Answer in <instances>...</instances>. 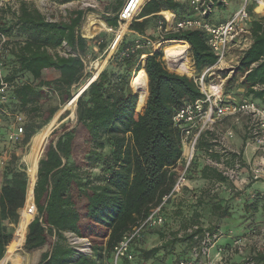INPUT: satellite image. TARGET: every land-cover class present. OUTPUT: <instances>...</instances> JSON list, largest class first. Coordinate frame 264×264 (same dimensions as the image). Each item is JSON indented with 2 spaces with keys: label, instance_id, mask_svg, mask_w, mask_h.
<instances>
[{
  "label": "trees",
  "instance_id": "trees-1",
  "mask_svg": "<svg viewBox=\"0 0 264 264\" xmlns=\"http://www.w3.org/2000/svg\"><path fill=\"white\" fill-rule=\"evenodd\" d=\"M206 1L215 7L226 5L224 0ZM261 4L263 9L264 0ZM18 7L13 10L6 5L0 10V86L2 81L8 85L7 92L0 94V154L7 151L11 155L10 160L0 163V262L16 237L30 183L27 166L17 150L27 147L52 122L76 95L74 88L87 79L89 42L81 34L87 12L77 8L66 19L50 21L30 2L22 0ZM110 10L115 12L112 17L107 15ZM110 10L104 19L117 29L121 6L110 5ZM171 11L178 19L195 14L186 0H146L130 26L137 35L132 39L124 35L107 67L78 97L76 121L63 122L70 115L66 111L60 117L62 124L47 138L34 188L38 216L28 226L24 245L30 251L48 247L40 264H108L124 236L152 215L173 191L183 156L182 131L174 126V114L202 97L198 85L189 77L195 71L191 53L199 74L215 65L218 57L200 30L157 35L154 25L167 22L160 13ZM8 14L12 15L10 19ZM250 15L253 42L240 56L226 96L238 86L243 98L237 102L255 100L264 107V17L256 16L255 5H251ZM140 35L154 42L168 40L158 47H163L164 60L173 73L165 66L162 51L135 49ZM2 37L6 43H2ZM98 47L103 51L106 45L100 43ZM63 48L69 49L67 56L58 52ZM145 54L148 56L143 66ZM45 69L58 71L60 78L43 80ZM142 69L149 83L144 97L137 95L131 84ZM48 92L57 94L59 107L45 110ZM16 125L23 127V136L11 142L10 133ZM227 125L236 129L237 136L239 129L244 130L243 144L247 127L231 121ZM211 138L212 133L206 132L199 140L187 175L189 186L162 206L163 226L147 232L157 235L161 244L145 249V237L135 241L130 250L133 260L123 259L122 264H176L189 260L194 249L203 247L207 234H222L220 224L225 219L237 213L255 221V216L263 213L264 194L257 193L251 201L248 194L243 195V188H216L217 184L231 183L206 162ZM243 153L244 147L240 159ZM218 157L212 155L214 159ZM240 202L237 209L235 205ZM171 209L175 211L174 220H180L177 231L169 222L167 213ZM11 225L17 226L16 232ZM69 234L87 239L90 251L72 244ZM244 235L245 231L235 237ZM228 241L223 246L227 250L223 257L226 260L233 253L237 255L229 264H237L236 259L264 264V250L250 248L242 255L232 240ZM182 245L187 248L179 253L177 248Z\"/></svg>",
  "mask_w": 264,
  "mask_h": 264
},
{
  "label": "built area",
  "instance_id": "built-area-1",
  "mask_svg": "<svg viewBox=\"0 0 264 264\" xmlns=\"http://www.w3.org/2000/svg\"><path fill=\"white\" fill-rule=\"evenodd\" d=\"M83 1L88 3L86 4L88 8H97L98 6L96 0ZM186 1L193 9L194 16L177 20L171 28L167 27V22L165 25L160 23V33L166 36L172 31L200 30L206 34L208 46L217 55L218 61L215 65L207 67L201 74L194 71V74L189 76L198 85L202 97L199 100L189 102L174 114V126L182 131L183 156L180 160L181 168L178 169L177 181L173 191L164 198L163 204L154 210L152 215L124 236L122 241L114 248L113 257L108 264H122L123 259L133 260L130 250L134 242L142 240L148 231L163 226L165 218L161 208L170 198L181 193L184 188L189 186L188 171L197 154L199 140L206 132L212 133L211 146L208 149L206 162L227 177L231 183V185L217 184L216 188L231 191L248 186L252 182L264 181V107L260 106L255 100H243L235 103L226 96L229 79L234 74L236 66H238L240 56L249 50L253 42L250 30L252 19L250 15L251 1L244 0L246 1L245 5L235 11L232 18L217 24L212 23L208 18L213 13L214 5L209 4L206 0ZM254 1L261 4V0ZM145 2L126 0L119 14L120 27L124 22H133L138 17ZM224 2L229 3L227 0H224ZM139 38L136 41L135 49L149 48L153 52L158 50L159 47L157 46L159 44L156 45V42L152 39L141 35ZM1 39L2 43L7 42L6 38L2 37ZM118 39L119 37L113 44L112 48L114 50H117L124 39V35L119 41ZM235 53L236 55H234ZM146 56L148 55L145 54L141 60L143 66ZM163 62L167 67L166 61ZM167 68L169 69V67ZM0 87V94H5L8 85L2 81ZM19 119L20 121L23 120ZM230 121L234 125H245L247 127V130L245 129L247 139L242 144L245 145L242 159H240V146L236 145V129L231 125H227ZM22 134L23 127H17L14 132L10 133L9 140L11 142L19 141L22 139ZM234 154L236 157L232 158ZM212 155L219 157L214 159ZM219 237L220 234L214 236L207 234L203 247L194 249V261L182 259L179 260L178 264H203L202 262H196L197 257L202 255L208 258L211 249L218 243ZM242 244L243 240H235L234 242V246L240 251H242ZM87 245H89L88 251H90V243H87ZM226 251L223 247H220L216 256L223 259Z\"/></svg>",
  "mask_w": 264,
  "mask_h": 264
},
{
  "label": "rangeland",
  "instance_id": "rangeland-1",
  "mask_svg": "<svg viewBox=\"0 0 264 264\" xmlns=\"http://www.w3.org/2000/svg\"><path fill=\"white\" fill-rule=\"evenodd\" d=\"M21 1L22 0H0V10H1V8H3L6 5L9 7L12 6L13 10H16L19 8L18 6H19ZM24 1L32 3L42 13H44L46 15L47 19L50 21H60L61 19H66L68 14L77 8L84 9L87 12V14L84 18V23L81 26V34L89 42L88 43V52H87L88 55L85 58L87 79L83 80L77 87L74 88L73 93L76 94L84 86V84L90 78L93 77V75L95 73L102 72L104 70V68L107 67L110 58L116 53V50H114L112 47H113V44L115 43V40L118 37L117 34L121 28L120 25H119V28H117V29H113L108 25V23L104 19V14H103L104 10L102 9L101 5L99 3H97V1H96V4L98 5L97 8H92V7L88 8V6L86 5L88 3L83 1V0H75V1L69 2V3H61L60 1L58 2L57 0H24ZM250 1H251L250 2L251 5H255L256 16L259 18L264 17V8L263 9L261 8V4L257 3L254 0H250ZM245 3H246V1H244V0H230L229 3L226 4L225 6H223V5L216 6L213 9V13L210 16V18H212V20H219L221 18H227L230 14L232 16V14L236 10L242 8L245 5ZM109 14H110L109 16H111V17L114 16L111 13H109ZM7 17L10 19L12 17V15L8 14ZM93 19L97 20L98 24H96L94 26V29L92 31H89L88 33H84L87 25L90 24L91 20H93ZM133 22L129 23L127 30L123 33V35L128 36L130 39L133 38V35L134 36L136 35L134 32H132L130 30V26ZM159 23L160 22H158L157 24L154 25L155 32L157 35H160V31L158 29ZM111 29H113V30H111ZM166 41H168V40H166ZM166 41H161L159 39V41H156V45L163 43V42H166ZM100 43H104L106 45V48L103 51H101L98 47V45ZM3 47L6 48V44ZM175 47H176V45L174 44L171 48L174 49ZM148 49H146V50H148ZM172 49L169 51H172ZM158 50L163 52V57H164L163 47L158 48ZM58 52H59V54L66 56V55H68L67 52H69V49H67V48L59 49ZM234 55H236V53ZM146 58H147V56H146ZM163 61H164V58H163ZM191 62L195 68V71H197L192 53H191ZM57 73L59 75V72H55V70H51L50 72L46 73L44 80L46 79V77H48L49 79H54L55 75H57ZM138 75L135 74L134 77L132 78L131 84H132L133 90H134V83L137 80ZM134 92L137 94V92L135 90H134ZM228 97H229V99H231L235 102H237V100H240L241 98H243L238 86L233 91H231V94L228 95ZM68 105L69 104H67L66 106H63L62 109L56 114L57 116L59 115V117H58L59 119H58V121H56V124L52 126V128L49 132V135L56 127H59L62 124V123H60V119H61L60 117L66 111H69L70 115L63 122H66L69 119L76 121L77 117L76 118L72 117V113L76 111V106L69 107ZM59 106H60V102H59V98H58L57 94H55L53 92L49 93L48 98L46 100V104H45V110L47 108H55V107H59ZM20 126L21 125H18V126L16 125L15 128L20 127ZM15 128L13 131H15ZM243 132H244V130L239 129L238 136H239L240 150H241V148L245 147L244 145L242 146V144H241V138L243 136ZM1 147L3 148V146H1ZM31 147H32V141L27 147H24L23 149L19 148L17 150L18 155L21 157V162H23L24 165L27 166L28 177H29L30 162L27 158L31 154V151H32ZM10 157H11V155L8 154L7 151L4 153H1L0 154V163L7 162L8 160H10ZM0 174H1V171H0ZM248 186L249 187L245 186V188L242 187L243 190H242V188H240V191L242 190L243 195L248 194L249 200H251V201L255 200L254 195H256L257 193L264 194V181L263 182L262 181L256 182V183H254V185L250 184ZM240 204H241V202L238 203L237 205H235L237 209H240V207H241ZM172 208L175 209V207H172ZM23 209H27V207L25 206ZM23 209H21V211H20L21 219L23 217V214H22ZM27 210H28V212H30L31 215H33V217L30 218V221H29V224H30V222L33 221V219L36 216H38V214L35 216V212L33 213L34 208H28ZM35 211H36V207H35ZM174 212L175 211L172 210L167 214L169 216L168 218H169L170 225L172 226L173 230L177 231L181 226H180V220L179 219L174 220V217L172 216V215H174ZM239 216L240 215H238L236 213V215H234L228 219H225V221H223L220 224L222 234H220V237L218 239V243L215 245V247H213L211 249L210 256L208 258L203 257L202 255L198 256L197 260H196L197 263L202 262L203 264H226L225 262L227 259L230 260L227 262V264L231 263L237 257V255L233 252H232L233 254H231V256L229 255L226 260H225V257L223 259H221L219 256H216L218 249L220 247H223L224 245H226L229 242L228 240H230V241L232 240L233 244H234L235 240H243L242 251L239 250L240 253L242 252V255L246 254L250 250V248H255V249L258 248V250H264V211L262 214L259 213L258 215L255 216V218H254L255 221H252L249 219H243L241 216L240 217ZM29 224H28V226H29ZM11 227L14 228V231H15L17 226L14 227L13 225H11ZM244 231H245L244 236L235 237V235H241ZM17 235H18V231H17L16 237L14 239V242L12 243L10 248H8L7 251H10L11 249L14 248ZM230 236H232L231 237L232 239L229 238ZM69 238H70V242H72V244H74V245H77L79 247V249H81L83 251H88L87 248L85 247V245L87 243H89L87 239H83V238L77 239L70 234H69ZM160 244H161V242H160L157 235H155L154 233H146L145 239L143 240L142 247H144L146 249V248H152L155 246H159ZM227 246H228L227 248H229V249L232 248V246H229V245H227ZM186 248L187 247L185 245H182V246H179L177 249L180 253L181 251H185ZM25 249H26V247H25ZM223 249H225V248L223 247ZM26 251L30 254L32 253L33 259L31 260V262H32L31 264H36V263L40 264L42 255L48 251V247L45 246V247H41V248L34 249L31 251L26 249ZM35 251H37V252H35ZM225 254H226V252H225ZM194 257H195V253L193 250V252H191L190 258H188L189 261H194ZM236 262H237V264H255L253 261L242 262V260H240V259H236ZM0 264H2V261L0 262ZM176 264H178V263H176Z\"/></svg>",
  "mask_w": 264,
  "mask_h": 264
},
{
  "label": "bare ground",
  "instance_id": "bare-ground-1",
  "mask_svg": "<svg viewBox=\"0 0 264 264\" xmlns=\"http://www.w3.org/2000/svg\"><path fill=\"white\" fill-rule=\"evenodd\" d=\"M136 1H140L141 3H143L146 0H136ZM261 6H262V4H261ZM168 18L171 20V23H173L174 19H173L172 15L171 16L169 15ZM130 22L131 21L124 23L122 25V27L120 28V30L118 31L117 36L119 37V39L122 37L123 33L127 30ZM96 24H98L97 20H94V19L91 20V23L87 25L84 33H88L89 31H92ZM119 39H118V41H119ZM117 42H116V44H117ZM97 75H98V72L95 73L93 75V77L90 78L79 91H81L89 81H93L97 77ZM134 90L137 92L138 95H140L142 97H144L148 93L149 83H148V77H147V73H146L145 69H142L141 72L139 73L138 78L134 83ZM77 93H76V95H77ZM68 106L69 107L76 106V99L74 100V102H72V99H71L70 104ZM58 117H59V115L58 116L56 115L54 117V119L52 120V122L50 124H48L44 130L37 133V135L33 138L32 147H31L32 151H31V154L27 158L30 162V169H29V182H30V184H29V188H28V192H27V196H26V198H27L26 207H27V209L28 208H34L33 213L35 212V216L37 215V209L35 211L36 206H35V198H34V186L36 184L35 181L37 178V173H38V168H39L38 164H39V160L42 156L43 149L46 145L47 138L49 136V132H50L52 126L56 124V121H58V119H59ZM72 117L76 118L75 112L72 113ZM27 209L22 210L23 217H22V219L19 223V226L17 228L18 235L16 238V243L14 245V248L11 249L10 251L6 252V256L2 260V264H31L32 263L31 262V260L33 259L32 253L31 254L28 253L25 249V246H24L25 245V237L28 233V230H27L28 224H29L30 218L33 217V215H31ZM85 247L87 248V250L89 249V245L86 244ZM35 252H37V251H35Z\"/></svg>",
  "mask_w": 264,
  "mask_h": 264
},
{
  "label": "crops",
  "instance_id": "crops-1",
  "mask_svg": "<svg viewBox=\"0 0 264 264\" xmlns=\"http://www.w3.org/2000/svg\"><path fill=\"white\" fill-rule=\"evenodd\" d=\"M96 1H97V3H99V4L101 5L102 9L104 10L103 14H105V12H107V11L110 10V5H116L117 7H118V6H121V11H122L123 6L125 5L124 3H125L126 0H96ZM236 11H237V10H236ZM109 12H110L112 15L115 14V12H113V10H110ZM234 13H235V12H234ZM234 13H233V14H234ZM233 14H232V15H233ZM107 15H110V14H107ZM160 15L163 16V17L167 20V27H168V28H171V26L174 24V22H176L177 20H180V19H178V18L176 17V14L173 13L172 11H171V12H161ZM169 15H170V16L172 15V17H173V19H174L173 23H171V20L168 18ZM230 18H232L231 14H230L227 18H221V19H219V20H212V18H210V20H211L212 23H216V24H217V23H219V22H221V21L229 20ZM158 29H159V26H158ZM135 34L137 35V33H135ZM138 36H139V35H138ZM51 70H53V69H45V71H44V73H43V80H44V77H45L46 73L50 72ZM55 72H58V71H55ZM58 78H60V73H59V75H58V73H57V75H55V78H54V79H49L48 77H46L45 80H55V79H58ZM236 145H237L238 147L240 146V145H239V136H238V138L236 139Z\"/></svg>",
  "mask_w": 264,
  "mask_h": 264
},
{
  "label": "water",
  "instance_id": "water-1",
  "mask_svg": "<svg viewBox=\"0 0 264 264\" xmlns=\"http://www.w3.org/2000/svg\"><path fill=\"white\" fill-rule=\"evenodd\" d=\"M146 64V60L144 61V65ZM100 73L101 72H99L98 73V75H97V77L100 75ZM95 80V79H94ZM93 80V81H94ZM93 81H89L87 84H86V86L81 90V91H79L78 93H77V95H75L73 98H72V102H74V100L76 99V109H77V100H78V97L90 86V84L93 82ZM70 104V103H69ZM44 151V150H43ZM43 153V152H42ZM36 180H37V178H36ZM36 182V181H35ZM37 183V182H36ZM36 185V184H35ZM34 188H35V186H34ZM32 222V221H31ZM30 222V223H31ZM26 241V240H25Z\"/></svg>",
  "mask_w": 264,
  "mask_h": 264
}]
</instances>
